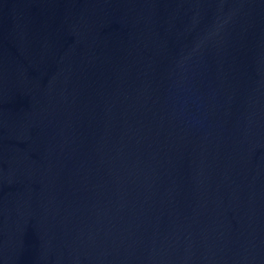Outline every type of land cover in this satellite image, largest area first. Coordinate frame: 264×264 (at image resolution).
I'll list each match as a JSON object with an SVG mask.
<instances>
[{
	"label": "water",
	"instance_id": "water-1",
	"mask_svg": "<svg viewBox=\"0 0 264 264\" xmlns=\"http://www.w3.org/2000/svg\"><path fill=\"white\" fill-rule=\"evenodd\" d=\"M0 264H264V0H0Z\"/></svg>",
	"mask_w": 264,
	"mask_h": 264
}]
</instances>
